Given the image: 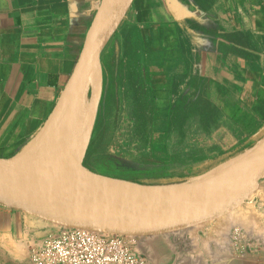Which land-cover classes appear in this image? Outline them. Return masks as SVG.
<instances>
[{"label":"crops","instance_id":"crops-1","mask_svg":"<svg viewBox=\"0 0 264 264\" xmlns=\"http://www.w3.org/2000/svg\"><path fill=\"white\" fill-rule=\"evenodd\" d=\"M102 1L0 0V159L22 156L53 119ZM100 65L79 159L91 175L181 186L264 138V0H129ZM127 109L149 160L123 158L116 117ZM258 192L264 210V181ZM26 213L0 204V244L29 227L42 241L47 222Z\"/></svg>","mask_w":264,"mask_h":264},{"label":"water","instance_id":"water-1","mask_svg":"<svg viewBox=\"0 0 264 264\" xmlns=\"http://www.w3.org/2000/svg\"><path fill=\"white\" fill-rule=\"evenodd\" d=\"M115 8L116 0L102 1L89 28L77 65L60 96L57 110L92 56L101 67L100 54L113 31L104 42L103 39ZM98 104L99 93L96 106ZM64 114L65 110L62 109L59 118L53 117L29 150L47 142L55 133L58 120ZM262 144L264 138L249 153L259 149ZM20 157L0 159V204L69 228L79 227L133 237L160 235L214 219L245 201L254 192L257 184L264 180V147H262L227 182L197 201L178 208L113 209L94 205L73 186L63 184L33 166L23 165L19 162Z\"/></svg>","mask_w":264,"mask_h":264},{"label":"bare ground","instance_id":"bare-ground-1","mask_svg":"<svg viewBox=\"0 0 264 264\" xmlns=\"http://www.w3.org/2000/svg\"><path fill=\"white\" fill-rule=\"evenodd\" d=\"M128 2L129 0H116L115 13L103 42L122 18ZM97 66L99 67V64L92 56L76 81L71 85L62 105L54 116V119L59 118L61 110H65L64 116L58 120L55 133L46 143L23 152L19 158V162L23 165L33 166L47 173V175L55 177L63 184L73 186L94 205L126 210L182 207L204 198L223 185L264 147L262 144L253 153L234 158V160L194 179L191 183L181 186L153 189L91 175L80 166L79 159L85 146L91 112L89 101H86V93L89 89L91 91L93 87L94 71ZM96 108L97 106L95 112ZM238 205L229 210L228 217L235 220H246L247 216L252 213V208H242ZM51 225L58 226L55 223Z\"/></svg>","mask_w":264,"mask_h":264},{"label":"rangeland","instance_id":"rangeland-1","mask_svg":"<svg viewBox=\"0 0 264 264\" xmlns=\"http://www.w3.org/2000/svg\"><path fill=\"white\" fill-rule=\"evenodd\" d=\"M97 68L99 67L97 66ZM96 81L98 92V75ZM92 92L93 87L89 99L90 109ZM137 119L139 118L134 110H118L116 129L122 137L120 142L123 148L122 152L126 154L123 158L140 163L145 159L149 160V157H139L140 152L143 151V144L131 140L134 128L132 120ZM151 120H148V131L153 128ZM90 153L92 152L90 151ZM260 182L255 191L238 205L242 208H252V213L247 216L246 220L232 219L228 217L230 212L226 211L220 216L198 225L160 235L141 236L138 239L140 253L145 256L148 264H264V210L261 208L262 205L256 207L253 203L254 197L258 196L257 190ZM26 214L34 216L37 220H43L35 215ZM44 222H47V235L42 241L67 228L57 223L55 224L58 226H52L51 224L54 223L50 221L44 220ZM235 230H237L236 233ZM21 233L28 236V239L16 238L14 241L0 244V264H30L29 249L42 242L38 243L31 239L37 238L36 235H41L40 233L36 234L30 227L27 234Z\"/></svg>","mask_w":264,"mask_h":264},{"label":"built area","instance_id":"built-area-1","mask_svg":"<svg viewBox=\"0 0 264 264\" xmlns=\"http://www.w3.org/2000/svg\"><path fill=\"white\" fill-rule=\"evenodd\" d=\"M237 230L234 232L236 233ZM139 237L65 228L29 249L30 264H148Z\"/></svg>","mask_w":264,"mask_h":264},{"label":"trees","instance_id":"trees-1","mask_svg":"<svg viewBox=\"0 0 264 264\" xmlns=\"http://www.w3.org/2000/svg\"><path fill=\"white\" fill-rule=\"evenodd\" d=\"M104 55L106 56V49L103 51V59H102L103 62H105V61H104ZM195 168L198 169V164L195 165ZM158 173H160V172H158ZM158 173L155 172V170H154V172L148 173V174H146V175L149 176V177H154L155 175H158ZM133 175H135V177H136V176L139 177V175H141V174H139V173H134ZM137 179H138V178H137ZM137 179H135V180L133 179V182L136 183V180H137ZM181 180H183V179H181ZM130 181H132V180H130ZM141 185H142V184H141Z\"/></svg>","mask_w":264,"mask_h":264}]
</instances>
